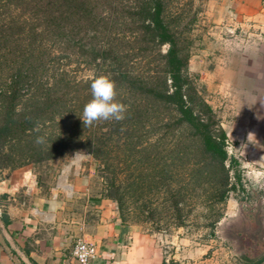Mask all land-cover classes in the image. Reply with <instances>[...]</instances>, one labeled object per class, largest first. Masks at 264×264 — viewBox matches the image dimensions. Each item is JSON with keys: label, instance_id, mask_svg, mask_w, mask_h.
I'll use <instances>...</instances> for the list:
<instances>
[{"label": "trees", "instance_id": "16d2710c", "mask_svg": "<svg viewBox=\"0 0 264 264\" xmlns=\"http://www.w3.org/2000/svg\"><path fill=\"white\" fill-rule=\"evenodd\" d=\"M3 2H16L24 11L20 15L18 9L0 33L12 80L3 94L0 124L8 160L23 167L86 149L105 163L114 187V156L121 154L132 172L130 183L122 198L109 197L118 202L125 224L127 213L147 212L149 194L165 195L157 207L174 209L177 228L187 226L195 199L204 198L213 212L212 200H228L230 169L237 161L229 157L227 134L216 128L211 106L188 74L189 57L168 21L166 0ZM72 64L94 70L92 79H78L65 69ZM50 70L53 77L44 80ZM101 75L116 82L117 100L127 112L122 121L87 126L80 117L92 99L91 82ZM125 195L133 199V211Z\"/></svg>", "mask_w": 264, "mask_h": 264}, {"label": "rangeland", "instance_id": "374dc122", "mask_svg": "<svg viewBox=\"0 0 264 264\" xmlns=\"http://www.w3.org/2000/svg\"><path fill=\"white\" fill-rule=\"evenodd\" d=\"M166 3L168 21L176 32L184 54L189 57L188 74L197 91L211 106L216 128L228 133L226 150L229 157H233L237 164L230 169L229 198L224 204L212 200L215 206L214 212L203 202L204 198L195 199L197 206L187 226L177 228L173 223L176 217L174 209L157 207L159 202L164 201V194L158 199L157 194L148 195L147 202L150 208L143 216H138V213L131 209L134 205L133 199L125 195L128 211H133L126 214L130 221L128 224L141 227L145 233L157 237L167 252L165 264L262 262L264 261V169L250 160L244 145L237 144L239 142L230 133L229 125L241 106V74L245 76V71L253 70L254 73L256 68L264 67V61L259 58L263 55L261 50L264 30L259 25L241 22L235 15H227L224 12L223 0H166ZM16 4V2L0 4V33L3 25L9 23L18 13V9L20 15L24 12H21V5ZM168 48V45H164L163 53H166ZM5 53L6 50L0 43V124L4 122L3 113L6 106L3 94L12 81L11 72L5 67ZM14 58L10 56L8 59ZM64 65L65 63L60 65L61 68ZM65 69L78 79L88 80L94 75V70L75 64ZM52 75L54 73L50 70L44 80L52 78ZM10 154V147L5 142L0 144V178L27 169L33 172L39 184L55 186L64 171L69 170V173H74L76 169L80 170L83 167L86 171L91 169L94 171L92 181L96 184V190L108 199L109 196L116 195L123 197L125 185L130 183L129 174L132 173L120 161L123 159L121 154L114 156L116 169L114 187L110 186L112 177L105 170V163L86 149L71 152L56 160L23 167H18L8 160L7 155ZM229 164L228 161L227 169ZM148 169L151 171V166ZM69 183L71 185L70 181ZM174 185L176 187V184ZM110 200L117 206L121 218L118 202ZM170 204L168 203L167 206ZM220 215L223 217L219 220ZM157 219L161 220L159 224L154 222ZM210 220H219V222L214 227L208 226ZM195 250L200 252L196 254Z\"/></svg>", "mask_w": 264, "mask_h": 264}, {"label": "crops", "instance_id": "0c3cea01", "mask_svg": "<svg viewBox=\"0 0 264 264\" xmlns=\"http://www.w3.org/2000/svg\"><path fill=\"white\" fill-rule=\"evenodd\" d=\"M223 5L227 15L264 30V0ZM262 47L264 61V41ZM241 78V106L230 133L264 169V67ZM93 175L83 167L67 170L55 186L39 184L27 169L0 178V264H77L78 240L98 246L95 264H165L167 252L157 237L123 223L115 203L96 190Z\"/></svg>", "mask_w": 264, "mask_h": 264}, {"label": "clouds", "instance_id": "9594fccd", "mask_svg": "<svg viewBox=\"0 0 264 264\" xmlns=\"http://www.w3.org/2000/svg\"><path fill=\"white\" fill-rule=\"evenodd\" d=\"M90 88L92 99L85 104L82 117H80L84 125L92 126L94 122L98 121H122L125 119L127 106L117 100V85L110 76L96 77L91 82Z\"/></svg>", "mask_w": 264, "mask_h": 264}, {"label": "built area", "instance_id": "2783aa9c", "mask_svg": "<svg viewBox=\"0 0 264 264\" xmlns=\"http://www.w3.org/2000/svg\"><path fill=\"white\" fill-rule=\"evenodd\" d=\"M77 264H95L98 257V246L95 243L78 240L73 249Z\"/></svg>", "mask_w": 264, "mask_h": 264}]
</instances>
